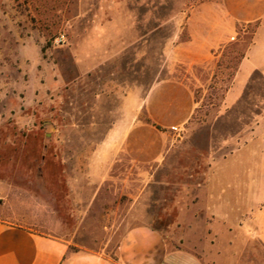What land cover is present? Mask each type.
<instances>
[{
	"label": "rangeland",
	"instance_id": "374dc122",
	"mask_svg": "<svg viewBox=\"0 0 264 264\" xmlns=\"http://www.w3.org/2000/svg\"><path fill=\"white\" fill-rule=\"evenodd\" d=\"M226 4L0 0V214L111 260L148 224L203 264H264V72L225 93L257 23ZM134 125L151 160L105 164Z\"/></svg>",
	"mask_w": 264,
	"mask_h": 264
},
{
	"label": "crops",
	"instance_id": "0c3cea01",
	"mask_svg": "<svg viewBox=\"0 0 264 264\" xmlns=\"http://www.w3.org/2000/svg\"><path fill=\"white\" fill-rule=\"evenodd\" d=\"M226 3L228 11L238 20L257 23L253 42L227 91V102L232 103L240 98L255 72H264V0H226ZM135 128L136 125L122 128L121 139L106 142L101 153L105 164L122 152L135 162L151 160L149 141L131 137ZM141 131H145L144 127ZM146 146L147 152L139 149ZM24 221V216L15 211L0 214V264H203L190 251L170 249L163 235L148 224L125 230L117 245V261H113L97 253L71 250L68 241L35 230Z\"/></svg>",
	"mask_w": 264,
	"mask_h": 264
},
{
	"label": "trees",
	"instance_id": "16d2710c",
	"mask_svg": "<svg viewBox=\"0 0 264 264\" xmlns=\"http://www.w3.org/2000/svg\"><path fill=\"white\" fill-rule=\"evenodd\" d=\"M242 58H243V56H242ZM237 68H238V65H237L236 68L231 72V74L228 75V78H227V85H226V87H225V93H227V91H228L229 88H230V85H231V83H232V81H233V79H234V76H235V73H236ZM210 89H211V91H214V90H215V87L212 86ZM154 229L157 230L156 228H154ZM157 231H158V230H157ZM113 261H117V256H115V258L113 259Z\"/></svg>",
	"mask_w": 264,
	"mask_h": 264
}]
</instances>
